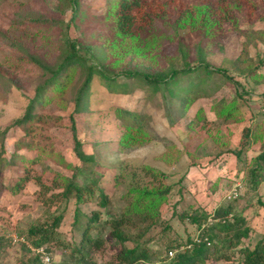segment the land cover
Wrapping results in <instances>:
<instances>
[{"label":"trees","instance_id":"trees-1","mask_svg":"<svg viewBox=\"0 0 264 264\" xmlns=\"http://www.w3.org/2000/svg\"><path fill=\"white\" fill-rule=\"evenodd\" d=\"M6 1L0 0V5ZM11 1L16 9L5 25L0 24V98L7 97L12 87L17 88L22 79L35 81L22 113L0 127V171L8 165L5 139L14 128L22 131L13 144L14 151L21 147L33 149L36 154L30 163L43 164L47 157L71 171L69 176L63 171L54 172L49 183L42 182L38 176L36 196L46 206L64 207L70 198L75 200L74 225H78L79 219L81 230L79 241L71 252L78 256V264H111L109 261L96 263L91 253L86 256L83 253L85 247L89 251L100 250L107 240L117 243L115 258L119 264H207L208 258L227 256L224 246L241 251V264H264V234L253 245L240 247V241L249 236L251 229L245 216L229 205L216 208L214 221L210 224L207 222L208 214L200 213L198 209L182 211L178 217L187 219L196 229L201 228V235L195 240L189 235L174 238V242L167 246L168 252L174 251L171 257H156L142 247L139 237L155 224L151 219L156 212L157 199L164 200L168 187H157L159 191H154L147 186H134L132 191L136 192V197L129 195L124 199L119 215L104 221L108 228L107 240L101 235L90 237V231L98 228L100 209L109 210L110 198L94 180L85 185L77 181L84 165L94 162V155L83 150L86 132L78 133L74 114L89 111L94 78L97 77L109 92L135 97L133 106H116L104 113L111 119L102 121L104 126L101 125L100 132L112 135L105 140L115 143L116 151L123 153L145 145L153 138L151 116L145 104L157 93L169 98L173 107L178 104V115H181L204 94L213 75L231 79L223 68L212 66L205 59V54L216 38L220 23L234 19L244 7L249 8V0ZM102 25L105 30L100 28ZM70 28L76 31V37L70 36ZM262 35L260 31H242L245 53L242 51L232 66L238 70L243 66L239 73L254 75L255 69L264 66V53L260 56L254 49ZM173 42L176 45L172 55L161 53L165 43ZM191 49L194 50L193 59H189ZM236 84L241 86L238 81ZM135 87H139L142 95L134 93ZM242 89L246 91L244 87ZM51 102L58 108L71 105V155L77 163L72 164L56 148L55 137L48 126L59 123L61 116L43 110ZM222 108L223 112L217 113L221 122L236 118L234 114L238 107L235 100ZM195 114L201 117L198 111ZM252 129L248 126L242 130L245 144L251 143L252 135L254 140L259 139V131L253 132ZM99 142L94 140L93 144L98 145ZM253 163L247 174L248 181L255 188L260 180H264V175H261L264 171V141L253 156ZM145 172L151 177L152 184L154 181L161 183L163 173H155L151 168ZM56 189L59 190L54 191ZM4 190L9 191L10 188H5L0 181V195ZM153 191L157 192L155 202L150 200V196H154ZM90 200L96 202L97 208L88 214L81 210L79 204ZM257 206L264 208L261 202ZM229 214L231 219L227 217ZM61 219L62 215H54L49 224L30 226L28 233L37 240L34 245L47 248L48 243L54 242L52 239L59 245L61 241L52 236ZM134 220L140 225L147 223L143 233L135 234L136 238L129 232L130 228H136ZM129 241L134 243L133 246L126 247L125 243ZM2 243L6 240L0 236V249ZM32 261L42 264L37 255L28 263Z\"/></svg>","mask_w":264,"mask_h":264},{"label":"rangeland","instance_id":"rangeland-1","mask_svg":"<svg viewBox=\"0 0 264 264\" xmlns=\"http://www.w3.org/2000/svg\"><path fill=\"white\" fill-rule=\"evenodd\" d=\"M92 1L96 3L99 0ZM249 2V8L244 7L235 16V20L232 17L220 23L216 38L211 41L205 54V59L212 66L223 68L231 79L225 80L213 75L204 94L196 98L181 115H178V104L173 107L168 101L169 98L165 99L157 93L145 104V109L151 116L153 138L143 146L123 153L116 151L115 143L105 140L112 135L110 132H100L102 121L111 119L104 113L116 106H133L135 97L109 92L97 77L94 78L89 111L74 114L78 133L86 132L83 150L94 155V162L84 165L77 181L85 185L91 179L94 180L96 186L109 196L110 207L109 210L100 209L98 228L90 231V237L101 235L107 240L108 228L104 221L119 215L125 198L129 195L136 197V192L132 191L134 186H147L148 189L154 188V191H159L157 187H168L164 200L157 199L156 212L151 219L155 224L150 225V230L139 237L141 246L156 257L172 256L167 246L174 242V238L181 239L189 235L193 240L199 239L201 228L196 229L187 219L178 217L186 210L198 209L200 213L208 214V224L214 221L215 209L221 206L229 205L237 213L243 214L251 231L248 237L242 238L240 247L253 245L264 234V208L257 206L258 202L264 204V180H260L252 188L247 174L254 165L253 156L261 149V142L264 141V66L255 69L254 75L250 76L239 73L243 66H239V70L232 67L240 53H245L242 31L262 32L263 37L256 41L254 49L260 56L264 53V0ZM15 9L16 6L11 0L0 5V24L5 25ZM100 28L105 30L103 25ZM69 33L71 37H76V31L72 28ZM175 45V42L165 43L161 53L172 55ZM249 46L252 47L251 44ZM193 57L194 50L191 49L189 59ZM34 81L22 79L17 88L12 87L7 97L0 98V127H4L12 118L22 113L32 95ZM237 81L241 86L236 84ZM134 93L142 95L139 87L134 88ZM232 100H235L238 107L234 114L236 118L221 122L218 111L223 112L222 107ZM70 106L58 108L51 102L43 110L61 116L59 123L48 127L55 137L57 150L73 164L77 163V159L71 155ZM197 111L201 117H196ZM248 126L253 128V132L259 131V139L254 140L252 135L251 143L245 144L241 134ZM21 135L22 131L14 128L5 139L8 165L0 171V181L10 190H4L0 195V236L6 240L0 249V264H29L28 261L35 255L42 264H78V256L71 252L74 244L79 241L81 230V226L78 227L81 224L79 219L78 225H74L75 200L70 198L64 207L46 206L36 196L39 189L36 183L38 176L42 182L49 183L54 172L63 171V174L69 176L71 171L47 157L43 164L30 163L29 160L36 154L35 150L21 147L14 151L13 148L15 140ZM94 140L100 141L98 145L93 144ZM147 167L155 173H163L160 184L158 181L153 184L150 182L151 177L145 172ZM261 175H264V171ZM154 191V196H150L152 202H155L157 196ZM79 207L88 214L97 208L96 202L91 200L82 202ZM54 215H62L60 225L52 236L61 242L58 245L52 239L54 242L47 244L48 249L44 245L35 246L37 240L28 233V228L36 224L51 223ZM227 217L232 218L231 214ZM134 223L136 228H130L129 232L131 237L136 238L135 234L143 233L142 229L147 223L140 225L135 220ZM9 235H15L18 240L12 244ZM133 244L130 241L125 243L126 247ZM116 247L117 243L107 240L102 246L103 249L89 251L85 247L83 253L85 256L91 253L96 263L109 261L111 264H119L115 258ZM226 247L224 246L227 256L208 258L207 264H241V251ZM40 251L47 253L49 259L42 260ZM30 264L35 263L32 261Z\"/></svg>","mask_w":264,"mask_h":264},{"label":"built area","instance_id":"built-area-1","mask_svg":"<svg viewBox=\"0 0 264 264\" xmlns=\"http://www.w3.org/2000/svg\"><path fill=\"white\" fill-rule=\"evenodd\" d=\"M234 194H235V191H234ZM9 238H10V242H11L12 244H14V243L18 240L17 237H16L15 235H9ZM39 254H40V257H41L42 260H43V259H44V260L49 259L47 253H45V252H43V251H40ZM169 254L172 255V251H170Z\"/></svg>","mask_w":264,"mask_h":264}]
</instances>
